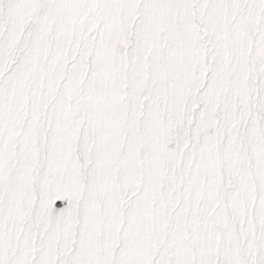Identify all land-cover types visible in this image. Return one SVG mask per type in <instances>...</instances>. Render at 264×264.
I'll use <instances>...</instances> for the list:
<instances>
[{
  "label": "snow or ice",
  "instance_id": "obj_1",
  "mask_svg": "<svg viewBox=\"0 0 264 264\" xmlns=\"http://www.w3.org/2000/svg\"><path fill=\"white\" fill-rule=\"evenodd\" d=\"M0 264H264V0H0Z\"/></svg>",
  "mask_w": 264,
  "mask_h": 264
}]
</instances>
